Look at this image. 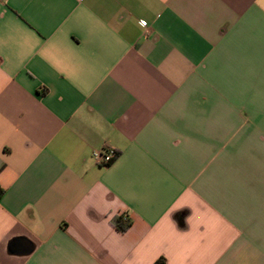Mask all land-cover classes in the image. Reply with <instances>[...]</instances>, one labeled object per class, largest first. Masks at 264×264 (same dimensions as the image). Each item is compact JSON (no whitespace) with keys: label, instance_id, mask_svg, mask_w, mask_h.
Instances as JSON below:
<instances>
[{"label":"crops","instance_id":"1","mask_svg":"<svg viewBox=\"0 0 264 264\" xmlns=\"http://www.w3.org/2000/svg\"><path fill=\"white\" fill-rule=\"evenodd\" d=\"M0 264H264V0H0Z\"/></svg>","mask_w":264,"mask_h":264},{"label":"built area","instance_id":"2","mask_svg":"<svg viewBox=\"0 0 264 264\" xmlns=\"http://www.w3.org/2000/svg\"><path fill=\"white\" fill-rule=\"evenodd\" d=\"M117 154L118 151L115 148L105 146L100 149H95L92 152V157L98 164L108 165L114 160Z\"/></svg>","mask_w":264,"mask_h":264},{"label":"trees","instance_id":"3","mask_svg":"<svg viewBox=\"0 0 264 264\" xmlns=\"http://www.w3.org/2000/svg\"><path fill=\"white\" fill-rule=\"evenodd\" d=\"M114 224L120 231H126L132 224L131 220L126 219L124 217L118 216L114 220Z\"/></svg>","mask_w":264,"mask_h":264}]
</instances>
